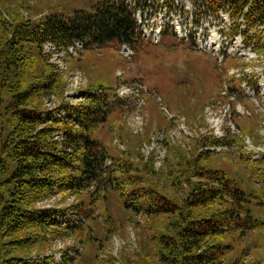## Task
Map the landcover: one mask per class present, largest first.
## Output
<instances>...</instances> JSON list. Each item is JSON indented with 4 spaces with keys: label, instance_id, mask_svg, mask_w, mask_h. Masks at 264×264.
Masks as SVG:
<instances>
[{
    "label": "trees",
    "instance_id": "1",
    "mask_svg": "<svg viewBox=\"0 0 264 264\" xmlns=\"http://www.w3.org/2000/svg\"><path fill=\"white\" fill-rule=\"evenodd\" d=\"M190 1L199 14L227 13L231 29L240 23L248 43L259 47L264 0ZM173 6V0H96L91 10L75 9L66 16L52 12L36 19L0 11V264H51L52 257H32L31 250L38 247L39 252L51 237L80 230L66 212L91 217L92 206L110 188L118 191L127 209L146 217L153 228L149 244L161 264H242L239 256L231 258L236 242L264 226L248 206L257 194L205 162L208 151H198L203 139L196 140L191 153L178 151L175 169L173 163L168 165L172 190H162L146 162L139 165L113 155L93 137L108 114L127 100L115 89L93 85L71 103L64 95L61 72L42 52L47 41L67 46L75 40L85 46L115 40L134 49L143 41L136 9L156 12ZM167 28L163 34L173 35ZM51 97L56 101L48 106ZM208 144L229 141L212 137ZM259 163L263 166L258 175L252 166L264 196V160ZM174 187L182 190L180 199ZM58 192L75 195L78 203L36 207Z\"/></svg>",
    "mask_w": 264,
    "mask_h": 264
},
{
    "label": "rangeland",
    "instance_id": "2",
    "mask_svg": "<svg viewBox=\"0 0 264 264\" xmlns=\"http://www.w3.org/2000/svg\"><path fill=\"white\" fill-rule=\"evenodd\" d=\"M95 2L0 0V11L36 19L52 12L66 16L75 9L91 10ZM173 3L171 12L160 11L156 17L147 9L145 22L150 27L168 19L176 36L166 33L159 42L144 40L128 55L115 40L90 44L68 59L59 70L65 98L75 102L81 90L93 85L116 90L142 84V97H129L125 106L113 109L93 137L113 155L139 165L146 162L154 170L151 179L164 191L172 190L168 165L173 163L175 169L178 151L190 152L196 140L203 139L198 151H208L205 162L223 170L246 192H255L259 198L248 206L264 220V205L257 203L264 202V196L253 171L254 166L258 175L263 166L259 161L264 160V36L255 48L245 39L243 25L235 23L231 29L227 13L213 17L199 14L189 0ZM189 32L195 37L186 39ZM54 101L51 97L46 104ZM212 137H225L229 144L211 146ZM173 193L177 199L183 194L175 187ZM84 200L87 207L88 198ZM76 203L75 195L58 192L36 207ZM92 208L91 217L67 211L66 217L75 219L80 230L51 237L39 252L34 247L31 256L52 257L51 264H161L149 244L153 228L143 214L124 206L116 189H108ZM236 256L242 264H264V226L236 242L231 258Z\"/></svg>",
    "mask_w": 264,
    "mask_h": 264
},
{
    "label": "built area",
    "instance_id": "3",
    "mask_svg": "<svg viewBox=\"0 0 264 264\" xmlns=\"http://www.w3.org/2000/svg\"><path fill=\"white\" fill-rule=\"evenodd\" d=\"M150 29L151 28H143L144 32L146 33V35L150 34ZM158 28H156L157 30ZM155 30V31H156ZM81 47V43H76L73 46H70L68 48V51L63 50L61 48H56V46H54L52 43L47 42L44 44V53L45 55H47L49 57V60L51 62L57 63L60 69L65 68L66 63L64 60V57L67 56V53H75L77 49H79ZM64 66V67H63ZM128 88H123L121 89V94L127 93Z\"/></svg>",
    "mask_w": 264,
    "mask_h": 264
}]
</instances>
